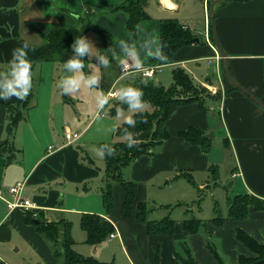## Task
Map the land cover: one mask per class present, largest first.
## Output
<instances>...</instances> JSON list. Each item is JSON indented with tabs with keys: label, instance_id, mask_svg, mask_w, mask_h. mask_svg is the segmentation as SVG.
I'll return each instance as SVG.
<instances>
[{
	"label": "crops",
	"instance_id": "0c3cea01",
	"mask_svg": "<svg viewBox=\"0 0 264 264\" xmlns=\"http://www.w3.org/2000/svg\"><path fill=\"white\" fill-rule=\"evenodd\" d=\"M125 1L0 0V71L9 67L11 52L22 40L29 41L35 47L45 44V39L37 29L47 34L55 29L75 27L86 12L101 15L97 25L111 34L112 45L120 55V39L134 43L138 48L145 41H150L152 48H161L162 22L174 21L199 38V42L194 41L180 48L169 64L153 60L152 56L145 55L141 50L145 67L164 65L152 80L167 87L172 83V70L182 67L195 83L208 88L212 93L220 92L221 99H207L203 107L197 102L181 105L169 117L165 124L169 139L155 154H144L132 165L130 175L138 184L137 195L133 215L126 218L121 211L125 191L118 183L112 184V209L109 212L105 210L101 192L105 159L98 151L102 143L113 144L120 141H116V138L122 137L127 139L126 136L116 135L117 128L125 123L124 114L120 117L111 114L115 103L120 101L118 96L109 97L111 104L114 102L110 110L105 109L107 104L104 109H98L96 98L101 92H118L117 85L124 78L131 79L122 86L134 85L138 74L124 73L118 60L112 59L107 67L99 65L97 70L91 71L90 64L97 63L90 56L89 68L83 71L86 75L88 72L98 73L100 84L94 88L82 87L76 94L68 96L59 91L57 84L52 83L44 117L37 109L40 103L39 91L43 85V70L39 71V64L53 63L55 76V70L64 71L63 62L36 63L29 95L24 100L13 97L8 101H0V251L6 247L10 251L11 247L17 245L16 252L25 247L32 255V260L24 259V264L60 262L48 241L27 222L26 210L7 208L6 200L11 199L8 188L24 181V197L34 204V209L30 210L38 212L46 222H69L72 249L83 256L114 264H155L157 259L160 264H179L175 256L176 241L190 239L194 258L199 264H219L217 259V263L212 260V251L210 253L208 250L207 242L208 238L217 237L220 249L216 252L222 261L237 264L241 255H254L237 238L238 230L264 244V211L250 207L247 218L229 219L228 207L227 215L223 216L227 219L221 224L211 218L207 222L206 232L200 234L201 226L197 233L187 238L189 233L184 229L185 220L174 226L172 234H148L145 223L136 219L137 205L147 202V187L155 184V178L188 179V176H193L191 171L194 168L205 171L209 158L198 145L186 142L179 133L193 127L205 134L212 130L216 136L219 132L217 122L222 124L224 121L227 129L225 132L232 138H225L224 142L228 143L232 155L236 153L238 159L235 173H242L245 177L249 175L251 180L248 181L247 177L246 180L251 187L247 192L264 198V110L246 94L231 88L221 54L213 42L207 17L209 3L213 0H147L145 11L149 18L138 21L135 35L127 30V16L120 13L125 10L114 9V6ZM185 9L188 12L185 13ZM200 9L204 10L203 27L199 25ZM107 13L114 14L109 17ZM215 23L219 43L227 53L233 77L264 103V0L221 2L215 7ZM83 36L93 42L100 54L107 55L104 50L108 49L103 48L97 32H88ZM126 62L133 63L130 59ZM45 68L49 69V66ZM36 84L39 85L38 93ZM56 93L58 96H55ZM26 101L27 107H20L21 120L11 133L8 132L10 119L7 106ZM135 113L132 112V115ZM66 129L76 133L78 139L69 143L64 135ZM106 140H109L108 143ZM51 146L52 149H49ZM180 173H184V176H179ZM235 173L232 172V175ZM167 184H171L170 181ZM183 202L178 201L177 206L186 205ZM83 214H97L107 219L117 236L110 238L109 235L94 245L87 243L86 232L80 225ZM9 260L16 262L13 256H9Z\"/></svg>",
	"mask_w": 264,
	"mask_h": 264
},
{
	"label": "trees",
	"instance_id": "16d2710c",
	"mask_svg": "<svg viewBox=\"0 0 264 264\" xmlns=\"http://www.w3.org/2000/svg\"><path fill=\"white\" fill-rule=\"evenodd\" d=\"M146 6L147 0H127L114 6V9L120 8L126 11V27L132 35L136 34L138 21L149 18L145 11ZM91 30L98 33L103 48L108 49L109 46H112L111 34L99 25L94 24L90 17L86 16L80 17L79 23L75 27L55 29L47 34L37 29L45 39V44L38 47L31 45V48L28 50V58L32 63V68L36 63L46 61L64 62L73 54L71 44L75 38ZM194 38L192 33L176 22H162L160 34L161 50L167 56V61H160L155 57H153V60L166 64L172 63L174 54L183 46L193 43ZM87 61L88 57L86 56L83 63L86 65ZM133 86L143 90V99L153 107V110L135 113L133 115V118L136 120L135 127H129L123 123L117 128V136H124L121 129L128 127L133 137L139 142L132 148L127 147L128 138L123 141L120 140L113 144H108L113 147L114 155L108 156L105 150V169L101 188L103 205L106 212H109L113 206L112 184L118 183L123 187L125 200L122 204L121 211L126 218L132 217L133 215L138 184L132 179L127 178L125 174L131 165L142 155L155 154L158 148L169 139L170 134L165 125L169 117L181 105L197 102L203 107L207 99H221L220 92L212 93L208 88L195 83L193 78L182 67H175L172 70V83L167 87L156 84L153 80L144 81L142 79H137ZM231 88L238 90L232 85ZM27 102L7 106L10 119L8 132L11 133L21 120L22 112L20 111V107H27ZM118 106L121 110L127 108L121 101H117L114 108L111 109L112 115L116 114V108ZM204 134L200 130L189 127L181 131L179 136L190 144L198 145L203 153H207L211 142L210 139L204 137ZM101 145H104V143ZM89 161L93 164L92 160L89 159ZM179 176H184V173H180ZM188 179L194 183L192 177L188 176ZM227 203L229 207V219L247 218L250 214V207L264 211V198L252 194L245 193L229 197ZM150 209L147 202H140L137 205L136 213V219L145 223L148 234H172L175 226L174 220L169 217L162 220H148L147 215ZM25 212L27 222L32 224L39 234L48 241L54 256L60 259V262L56 264H114L113 262H102L93 257H86L76 253L72 249L73 239L71 237V224L69 222L64 220L46 222L41 219V215H38V212L35 210ZM225 219L227 218L218 217L214 218L213 221L221 224ZM80 225L86 232V242L89 244L102 242L110 234L114 233L115 230L107 219L97 214H83ZM201 225V220L195 218L184 221V229L189 234L197 233ZM237 238L254 253L253 256L241 255L237 264H264V244L258 243L252 236L242 230H238ZM185 253L187 257L175 252L179 264H199L192 257L189 249H186ZM212 253L219 264H226L215 250L212 249ZM155 264H160L158 259Z\"/></svg>",
	"mask_w": 264,
	"mask_h": 264
},
{
	"label": "rangeland",
	"instance_id": "374dc122",
	"mask_svg": "<svg viewBox=\"0 0 264 264\" xmlns=\"http://www.w3.org/2000/svg\"><path fill=\"white\" fill-rule=\"evenodd\" d=\"M150 8L151 7H149V9ZM184 12L186 13L188 11L185 9ZM120 13L127 16L125 11H120ZM199 13L201 17V22L199 23V25L203 27L204 25L202 24V19L204 21V10L200 9ZM113 14L107 13V16L112 17ZM83 16L90 17L92 22H94V24L96 25L98 23L97 20H99V17H101V15H95L94 13H90V12L83 13ZM207 17L209 18L208 13H207ZM89 32L92 33L93 30ZM104 51L107 52V55L110 57L111 60V54L108 52V50H104ZM89 62L90 61H87L85 65V69L89 68ZM39 65H40L39 71L41 72L43 70V80L41 82L43 85L41 90L39 91V85L36 84L37 93L38 91L40 92V101H39L40 103L37 109L38 111H41V115L45 117V109L49 104V95H50L49 88L51 89V87L53 86L52 83L58 85V81L63 78L65 72L64 71L58 72L57 70H55L56 75L54 76L53 63H49V64L42 63ZM45 66H49V69H46ZM98 66H99L98 64L94 65L93 63H91L90 70L95 71L98 69ZM129 79L131 78H126V79L124 78V80L117 85V88H120ZM138 79L148 81V80H152L153 78L146 79L143 78L140 74H138ZM59 91H61L60 88ZM55 96H58V94L56 93ZM113 104L114 102H112L111 104V102L109 101L105 109L110 110ZM32 108L33 106L30 109ZM152 108L153 107L148 103L147 111H151ZM123 114L132 115V112L130 110H126L123 111ZM214 119L218 121V118L215 116ZM217 127L219 129V132L217 131L216 136L207 137L210 136L211 133H213L212 130L211 132L204 134V137L210 139L211 142L210 143L211 146L208 148L207 153H204L209 158V164L205 171L198 168H194V171H191V174L193 175L192 179L194 180L195 185H193V183L188 179L180 178L176 180L173 179V177L172 178L165 177L163 179L155 178L154 179L155 181H153L155 184L148 185L147 192L149 198L147 199V203H148V207L151 208L147 215L148 220H162L169 217L170 219L174 220L176 227L178 223H182L186 219H191V218L199 219L201 220V224H202L200 234H203L204 232H206L205 229L207 222L211 218H218L227 215L228 212L227 199L229 197H233L241 193H248L254 195L249 191L247 192V190L251 187L247 182V180L248 181L251 180L250 176L246 174L247 177L246 180L244 174L241 173L242 174L241 176L239 172L235 173L234 171V168L238 166V162H237L238 159L236 153L232 155L228 143L224 142L225 138H229L230 140H232V138L229 137L228 134L225 132V130L227 131L225 121L222 124L217 122ZM117 140H124V137L116 138V141ZM106 141L108 143L109 140ZM160 149L161 148L159 147L158 151ZM97 163L102 164V166L104 165V163L101 162H97ZM132 165L125 174L126 177L130 179H132L130 175ZM185 171L186 170H182V172ZM232 172L235 174L232 175ZM236 177L238 178L236 179ZM132 180L136 181L134 179ZM169 181L171 184H167ZM7 200L13 201L14 198L11 195V199H7ZM7 200H6V204H7ZM178 201H184L183 203L186 205L177 206ZM168 205L169 207H167ZM7 208H8V204H7ZM79 230L81 234H83L80 227ZM192 235L194 234H188L187 238H190ZM115 236H117V234H115ZM217 241H219V239L217 240V237H212V238L210 237V239L208 238L207 240L209 245L208 250L210 251V253L212 249L215 251H219L220 244H218ZM16 248H18L17 245L11 247L10 251L7 249V247L3 248V250L0 251L1 253L0 264H11V263L24 264V259L27 261L32 260L31 258L32 255L29 253L28 250H26L25 247H23L21 251H17V252L15 251ZM182 248H184L185 251L186 249H189L192 257L194 258V254L192 252L193 246L190 242V239L183 241L180 240L176 241V251L180 253L182 256L187 257L186 253H184L185 251L184 252L182 251ZM9 256H13L16 262H11L9 260ZM211 257L212 260L217 263L212 253H211Z\"/></svg>",
	"mask_w": 264,
	"mask_h": 264
},
{
	"label": "clouds",
	"instance_id": "9594fccd",
	"mask_svg": "<svg viewBox=\"0 0 264 264\" xmlns=\"http://www.w3.org/2000/svg\"><path fill=\"white\" fill-rule=\"evenodd\" d=\"M93 42L81 35L77 36L74 42L71 44L73 54L70 58L63 62V70L65 75L58 81V87L62 94L72 96L76 94L82 87L94 88L100 84L101 77L98 73L88 72L87 75L83 71L85 64L84 58L94 57L95 62L107 67L110 63V57L105 54H100ZM31 48L29 41L24 40L18 47H15L11 52V58L8 60L9 67L0 71V101H8L15 97L17 100H24L29 95L32 87L33 68L32 63L28 58V50ZM119 53L114 49L113 45L109 46L108 52L111 54L112 60H118L122 69L129 67L127 60H132V68L136 71L143 69V61L141 58V50L147 56H152L160 61H167V56L162 52L160 47L152 48L150 41H145L143 44L137 47L136 44L130 43L125 39L118 41ZM112 93L107 94L101 92L96 98V105L98 109H104L105 105L109 103V96ZM143 90L133 85L122 86L118 90V98L123 105L127 106V109L131 112L143 113L147 107L148 102L143 99ZM123 115L121 108H116V116ZM124 122L129 127H135L136 120L132 115H124ZM116 125L113 126L115 130ZM124 136L127 139V147L132 148L138 144V140L133 137L132 132L128 127L121 129ZM106 154L108 156L114 155V149L111 145H100L98 151L100 155Z\"/></svg>",
	"mask_w": 264,
	"mask_h": 264
},
{
	"label": "built area",
	"instance_id": "2783aa9c",
	"mask_svg": "<svg viewBox=\"0 0 264 264\" xmlns=\"http://www.w3.org/2000/svg\"><path fill=\"white\" fill-rule=\"evenodd\" d=\"M185 28V27H183ZM129 67L126 69H122L124 73H138L140 74L143 78H154L157 73L161 72L164 65H155V66H151V67H143L142 70L140 71H136L132 68V63L131 62H127ZM112 94L109 97H116L118 96V92L116 90L110 91ZM65 138L67 139V141L69 143L74 142L75 140L78 139V135L76 133H73L70 130L65 131L64 133ZM49 149H52V146L49 147ZM25 185L26 183L24 181L22 182H18L15 185L11 186L8 188V192L10 195L13 196L14 200L13 201H9L7 200V204H8V208L9 210H14L16 208H23L26 211L30 210V209H34V204L31 202V200L27 199L24 197V189H25ZM115 234L112 233L110 234V238H114Z\"/></svg>",
	"mask_w": 264,
	"mask_h": 264
},
{
	"label": "water",
	"instance_id": "95a60500",
	"mask_svg": "<svg viewBox=\"0 0 264 264\" xmlns=\"http://www.w3.org/2000/svg\"><path fill=\"white\" fill-rule=\"evenodd\" d=\"M224 1H228V0H213L210 5H209V10H208V16H209V21H210V27L212 30V35H213V42L215 44V46L217 47V49L219 50L221 57H222V61L224 64V70H225V74L226 77L228 79V81L230 82V84L235 87L236 89H238L239 91L243 92L244 94H246L253 102H255L260 108H262L264 110V103L261 102L259 100V98H257V96H255V94H253L252 92H250L248 89H246L245 87H243L242 85H240L235 78L233 77L232 73H231V69H230V63H229V58L227 56V53L223 50V48L220 46L219 43V37H218V32H217V26L215 23V7ZM234 1H247V0H234ZM195 42H199V38H194ZM214 134L211 133L210 136L207 137H213Z\"/></svg>",
	"mask_w": 264,
	"mask_h": 264
},
{
	"label": "bare ground",
	"instance_id": "6f19581e",
	"mask_svg": "<svg viewBox=\"0 0 264 264\" xmlns=\"http://www.w3.org/2000/svg\"><path fill=\"white\" fill-rule=\"evenodd\" d=\"M167 4H170V2H168V1H165Z\"/></svg>",
	"mask_w": 264,
	"mask_h": 264
}]
</instances>
